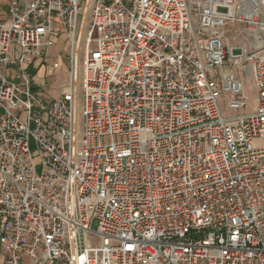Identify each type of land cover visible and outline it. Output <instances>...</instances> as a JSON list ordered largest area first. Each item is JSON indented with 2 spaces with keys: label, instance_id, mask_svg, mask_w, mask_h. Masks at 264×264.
<instances>
[{
  "label": "built area",
  "instance_id": "2783aa9c",
  "mask_svg": "<svg viewBox=\"0 0 264 264\" xmlns=\"http://www.w3.org/2000/svg\"><path fill=\"white\" fill-rule=\"evenodd\" d=\"M8 6L2 264H264V0Z\"/></svg>",
  "mask_w": 264,
  "mask_h": 264
},
{
  "label": "rangeland",
  "instance_id": "374dc122",
  "mask_svg": "<svg viewBox=\"0 0 264 264\" xmlns=\"http://www.w3.org/2000/svg\"><path fill=\"white\" fill-rule=\"evenodd\" d=\"M236 32L232 31V34L235 35ZM230 36V41L232 42H238L241 39H238L236 37H232L231 33L229 34ZM58 51L57 49L55 50V52ZM237 53L239 51H241L240 49H236L235 50ZM64 51L61 50L59 52V54L54 55L55 57H57V59L61 62L62 66L65 68L66 66V58L64 56ZM55 57H51L49 59V61L47 63H45V67H42L39 71V77H42V75L45 74V76H50V81L54 83V85L50 88L49 93L51 94V97H54L58 94V87L63 84L65 82V79L67 78V73H65L64 70L57 72V81L52 78L51 73L48 72V70L50 69L48 66V63H50L51 61H53L55 59ZM63 69V68H62ZM246 92L249 94L250 98H251V102H253L255 96H256V92L254 90V87L251 84V81L249 79H246ZM50 97V96H49ZM48 101V100H47ZM251 108V106L249 107V109ZM22 118L25 120V114L22 115Z\"/></svg>",
  "mask_w": 264,
  "mask_h": 264
},
{
  "label": "crops",
  "instance_id": "0c3cea01",
  "mask_svg": "<svg viewBox=\"0 0 264 264\" xmlns=\"http://www.w3.org/2000/svg\"><path fill=\"white\" fill-rule=\"evenodd\" d=\"M9 0H0V21L8 18ZM45 67V66H44ZM4 261V249L0 242V264Z\"/></svg>",
  "mask_w": 264,
  "mask_h": 264
}]
</instances>
